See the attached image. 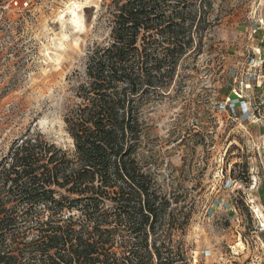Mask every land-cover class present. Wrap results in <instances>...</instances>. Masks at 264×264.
<instances>
[{
	"label": "rangeland",
	"instance_id": "374dc122",
	"mask_svg": "<svg viewBox=\"0 0 264 264\" xmlns=\"http://www.w3.org/2000/svg\"><path fill=\"white\" fill-rule=\"evenodd\" d=\"M101 3L0 0V164L28 133L72 149L63 117L108 38ZM204 9L174 81L143 109L139 159L171 202L175 264H264V0Z\"/></svg>",
	"mask_w": 264,
	"mask_h": 264
},
{
	"label": "trees",
	"instance_id": "16d2710c",
	"mask_svg": "<svg viewBox=\"0 0 264 264\" xmlns=\"http://www.w3.org/2000/svg\"><path fill=\"white\" fill-rule=\"evenodd\" d=\"M211 1L102 0L109 35L63 117L72 149L28 133L0 164V264H175L162 239L178 227L171 202L139 159L142 112L174 81Z\"/></svg>",
	"mask_w": 264,
	"mask_h": 264
},
{
	"label": "bare ground",
	"instance_id": "6f19581e",
	"mask_svg": "<svg viewBox=\"0 0 264 264\" xmlns=\"http://www.w3.org/2000/svg\"><path fill=\"white\" fill-rule=\"evenodd\" d=\"M73 13V12H72ZM74 15V14H73Z\"/></svg>",
	"mask_w": 264,
	"mask_h": 264
}]
</instances>
